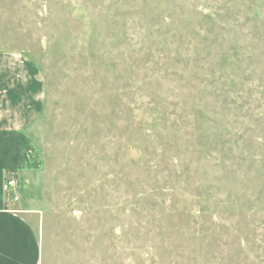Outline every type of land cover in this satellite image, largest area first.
Masks as SVG:
<instances>
[{
    "label": "rangeland",
    "instance_id": "obj_1",
    "mask_svg": "<svg viewBox=\"0 0 264 264\" xmlns=\"http://www.w3.org/2000/svg\"><path fill=\"white\" fill-rule=\"evenodd\" d=\"M0 50L45 86L40 264H264V0H0Z\"/></svg>",
    "mask_w": 264,
    "mask_h": 264
},
{
    "label": "crops",
    "instance_id": "obj_2",
    "mask_svg": "<svg viewBox=\"0 0 264 264\" xmlns=\"http://www.w3.org/2000/svg\"><path fill=\"white\" fill-rule=\"evenodd\" d=\"M44 97L39 69L18 51L0 50V264L41 263L39 225L32 213L15 209L4 186L11 173L20 181L21 173L38 165L27 130L40 116Z\"/></svg>",
    "mask_w": 264,
    "mask_h": 264
},
{
    "label": "built area",
    "instance_id": "obj_3",
    "mask_svg": "<svg viewBox=\"0 0 264 264\" xmlns=\"http://www.w3.org/2000/svg\"><path fill=\"white\" fill-rule=\"evenodd\" d=\"M19 180L17 179V177L11 173L9 179L7 180L4 189H6L8 192L9 191H15L16 187L18 186ZM13 201L16 202L18 201V197L17 195H15V192L13 194Z\"/></svg>",
    "mask_w": 264,
    "mask_h": 264
}]
</instances>
